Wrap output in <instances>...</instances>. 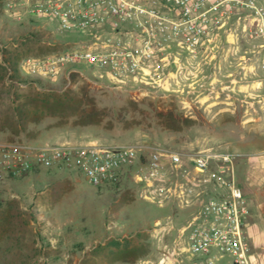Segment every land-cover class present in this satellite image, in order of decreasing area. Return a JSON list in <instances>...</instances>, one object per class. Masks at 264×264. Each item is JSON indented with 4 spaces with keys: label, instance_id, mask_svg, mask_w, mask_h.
<instances>
[{
    "label": "rangeland",
    "instance_id": "374dc122",
    "mask_svg": "<svg viewBox=\"0 0 264 264\" xmlns=\"http://www.w3.org/2000/svg\"><path fill=\"white\" fill-rule=\"evenodd\" d=\"M25 0H0V146L83 145L158 149L185 160L207 151L236 156V179L252 211L246 187L250 159L264 164V40L249 38L232 22L196 55L175 44L158 52L137 81L111 82L85 63L42 62L95 50V33L64 32L56 21L31 16ZM264 5V0H259ZM99 30L97 36H105ZM39 66V67H38ZM66 94L93 104L99 125L61 105L55 117L33 110L42 95ZM70 104H73L72 102ZM0 152V264H203L185 248L180 228L196 207L142 200L132 184L93 187L77 171L19 173ZM247 197V198H246ZM129 242V262L108 253L107 243ZM173 250L178 255L169 257ZM143 255V256H142ZM167 257H169L167 259ZM127 258V259H128ZM198 260H196V259ZM216 264H231L222 257Z\"/></svg>",
    "mask_w": 264,
    "mask_h": 264
},
{
    "label": "built area",
    "instance_id": "2783aa9c",
    "mask_svg": "<svg viewBox=\"0 0 264 264\" xmlns=\"http://www.w3.org/2000/svg\"><path fill=\"white\" fill-rule=\"evenodd\" d=\"M31 16L56 21L64 32L95 33L96 49L65 53L42 62L44 74L57 64L85 63L104 71L115 84L137 81L148 64L156 71L165 44L196 55L232 22L242 23L249 38L264 40V5L259 0H25ZM104 30L105 36H97ZM39 67V66H38ZM9 167L29 174L40 170L79 172L93 187L139 189L156 207L179 203L196 207L180 228L185 248L203 256V264L228 257L251 264L245 227L250 210L236 179V156L226 151L199 152L187 159L158 149L83 145H3ZM173 250L169 257L178 255ZM167 257V259L169 258Z\"/></svg>",
    "mask_w": 264,
    "mask_h": 264
},
{
    "label": "crops",
    "instance_id": "0c3cea01",
    "mask_svg": "<svg viewBox=\"0 0 264 264\" xmlns=\"http://www.w3.org/2000/svg\"><path fill=\"white\" fill-rule=\"evenodd\" d=\"M248 162L245 172L247 197L251 195L255 203L247 219L245 234L251 264H264V164L258 159Z\"/></svg>",
    "mask_w": 264,
    "mask_h": 264
},
{
    "label": "trees",
    "instance_id": "16d2710c",
    "mask_svg": "<svg viewBox=\"0 0 264 264\" xmlns=\"http://www.w3.org/2000/svg\"><path fill=\"white\" fill-rule=\"evenodd\" d=\"M42 105L38 108H35L34 113H39L43 117L52 116L55 117L56 110L61 107V105L68 104L69 107L73 106V113L72 117L77 116V114L80 112L84 118H87L83 121H76L77 125L82 126H92V125H99L100 120L96 119L98 116V113L101 112L96 109V107L91 104H82V102L77 101L76 99L72 98L69 99L66 94H61L60 96L55 94L54 92L44 93L42 95ZM73 104H70V103ZM118 188V187H113ZM108 246V253L110 256L115 255L117 257V260H120L121 262H129L128 256L132 254V251L129 250V242L125 241L123 245L116 240H110L107 243ZM143 256V255H142ZM128 258V259H127Z\"/></svg>",
    "mask_w": 264,
    "mask_h": 264
}]
</instances>
